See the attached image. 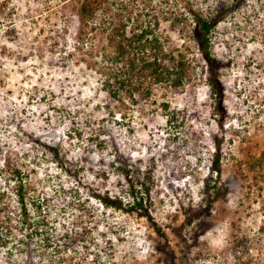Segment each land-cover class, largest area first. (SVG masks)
I'll use <instances>...</instances> for the list:
<instances>
[{"label": "rangeland", "instance_id": "374dc122", "mask_svg": "<svg viewBox=\"0 0 264 264\" xmlns=\"http://www.w3.org/2000/svg\"><path fill=\"white\" fill-rule=\"evenodd\" d=\"M129 1L133 14L142 12L144 20L157 17L159 33L195 60L189 85L178 92L158 90L151 106L124 100V106L106 108L108 97L92 66L102 43L74 51L78 0H0V190L7 191L9 210L18 213L16 182L5 184L4 168L16 166L27 176L23 192L30 218H38L32 196L47 198L41 208L48 227L57 228L59 244L63 230L72 231L75 223L87 228L77 247L54 253L41 247V237L25 238L31 228L12 217L8 243L0 246V264H57L59 259V264H172L156 251L152 222L166 234L175 264H264V183L254 184L258 173L246 164L264 153V0L241 3L212 35V53L226 66L220 78L227 114L222 128L211 116L206 67L191 40V27L181 36L170 31L167 21L183 14L185 3L204 12L214 1ZM41 28L47 32L40 35ZM53 42L59 44L54 58L48 53ZM172 111L183 121L166 122ZM75 131L82 133L80 140L70 139ZM89 133L105 141L103 156L86 145ZM215 138L222 142L221 175L213 177L220 195L201 220L196 240L190 239V230L183 231L185 245L172 228L182 222L185 210L199 204ZM48 146L61 148L72 170H79V183L57 168ZM114 151L151 170L147 206L152 222L136 213L104 210L93 199L84 202L89 212L83 213L67 193H56L61 186L79 188L86 199L90 188H103L127 201L125 189H119L121 178L110 173L108 180H99L91 171L108 169ZM237 237H248L250 250L241 255L239 249L235 260L230 251Z\"/></svg>", "mask_w": 264, "mask_h": 264}, {"label": "trees", "instance_id": "16d2710c", "mask_svg": "<svg viewBox=\"0 0 264 264\" xmlns=\"http://www.w3.org/2000/svg\"><path fill=\"white\" fill-rule=\"evenodd\" d=\"M213 1V4H207L204 12L196 10L190 3H185L183 14L174 15L167 21L169 22L170 31H178L181 36L188 28L187 25L191 27L189 32L192 33L191 40L195 42L198 53L206 67V84L209 88V97L213 103L211 116L222 128L227 114L223 107L225 91L220 78L221 70L226 66L224 62L218 61L212 53V35L217 26L227 20L246 0ZM131 4L133 3L129 0H78L77 8H73L80 24L78 45L75 46L74 51L83 52L88 45L95 42L103 45L98 54L92 57V66L96 73L101 76V89L108 97L106 108H111V106L117 104L124 106V100L132 106L141 101H144L147 106H151L155 101L151 102L150 99L156 97L158 90L178 92L184 90L191 82L194 58H189L187 54L173 46L167 37H163L159 33L160 22L157 17H154L153 20H144L142 12L138 11L133 14ZM45 32L47 31L44 28L39 30L40 35ZM58 50L59 44L57 42H53L48 47V53L53 58L56 57ZM160 105L163 110H169L167 103ZM166 116V122L183 121V118L178 117L176 111L168 112ZM69 137L70 139L80 140L82 133L75 131ZM86 142V145L94 146L99 156H103L106 143L99 138L98 134L89 133ZM221 143V140L214 139L209 178L205 180L199 204L194 208L185 210L182 222L177 227L172 228L173 235L185 245L187 240L185 241L182 235L183 231L190 230L192 232L189 235L190 239L196 240L198 237L195 232L199 228L201 220L210 213L212 205L220 195L213 177L220 178L221 175ZM46 149L51 154L57 168L64 172V175L68 178L73 177L74 181L79 183V170H72L73 164H68L69 162L61 152V148L59 146L57 148L48 146ZM100 164L104 165L103 159L100 160ZM246 164L248 171L258 173V176L253 177L254 184L264 183V153L257 159H249ZM4 168L8 172L5 184L11 181L16 182L14 193L19 204V212L9 210V205L6 202L7 191L0 190V246L7 245L8 237L11 234V227H8V225L13 220L12 217H15L18 218L17 221H19L21 227L27 224L31 228L30 234H27L28 236L26 235L25 238H42L40 240L42 242L41 247L55 249L53 250L54 253H60L59 249L61 248L64 251L77 247L78 242L83 241L85 238L83 236L87 231L85 225L78 223V225H82L79 228L80 231L76 228L78 227L76 223L75 226H72L73 232L63 230V234L60 236L63 243L59 244L54 236L57 233V228L48 227L49 223L46 222L48 218L41 208L47 206V198H33L32 196V204L35 205L38 218H30L29 210L24 202L25 193L23 192L27 178L26 173L8 163L4 165ZM91 171L95 175L94 178L99 180H108L110 173L121 178L124 184L119 182V189L121 191L125 189L126 192L124 193L127 195L128 200L111 195L108 190L103 188H90L86 199H82L79 188L67 189L61 186L60 191L56 193H67L72 198L75 206L82 207L83 213L89 212L86 208H83L84 202L93 199L104 210H116L129 214L136 213L150 222L153 221L147 206L153 184L150 169L142 170L140 162L133 164L130 158L114 151L108 169H100L97 172L91 169ZM74 204L71 203L70 205L73 206ZM82 217H79L80 222ZM152 223L154 233L158 237L156 251L168 258L172 264H175L174 254L169 246L166 234L154 222ZM50 233H53V235ZM249 245L250 239L248 237H237L230 253L237 260L240 258L237 254L239 249L242 248L241 255H246L250 250ZM97 262L94 260V263ZM56 263H63V259H59Z\"/></svg>", "mask_w": 264, "mask_h": 264}]
</instances>
